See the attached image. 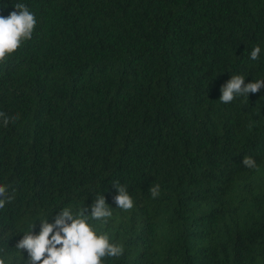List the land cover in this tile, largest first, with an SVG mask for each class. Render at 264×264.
I'll use <instances>...</instances> for the list:
<instances>
[{
  "label": "trees",
  "instance_id": "trees-1",
  "mask_svg": "<svg viewBox=\"0 0 264 264\" xmlns=\"http://www.w3.org/2000/svg\"><path fill=\"white\" fill-rule=\"evenodd\" d=\"M17 2L37 24L0 62V112L18 117L0 120L5 264H25L35 222L91 215L96 194L113 215L90 224L123 249L103 264H264V87L219 101L232 75L264 80V0H0V15Z\"/></svg>",
  "mask_w": 264,
  "mask_h": 264
},
{
  "label": "clouds",
  "instance_id": "clouds-1",
  "mask_svg": "<svg viewBox=\"0 0 264 264\" xmlns=\"http://www.w3.org/2000/svg\"><path fill=\"white\" fill-rule=\"evenodd\" d=\"M15 11L5 18L0 15V62L7 56L14 53L21 45L22 41L32 38L33 31L37 24L36 15L31 12L23 3L15 4ZM261 49L255 47L250 58H259ZM264 87V80H254L245 84V77L232 75L231 79L221 87L222 103H230L236 96H249L255 94ZM18 117H9L4 112H0V120L5 126L10 121L14 122ZM247 168H256L253 158L245 157L242 161ZM118 195L114 197L117 208L129 210L133 207V199L127 188L114 182ZM153 198L159 196L160 186L157 184L150 188ZM6 196V188L0 186V209L5 207L6 201H10ZM113 215L102 194H96L91 205V215H85V209L74 213L70 208H62L55 215L54 223H49L48 217L39 219L40 231L34 234V225L31 230L24 233L15 248L23 253L27 251L28 259L25 264H103L106 257H118L122 255V247L110 243L106 234H98L91 226L90 221L107 222ZM0 264H5V260L0 258Z\"/></svg>",
  "mask_w": 264,
  "mask_h": 264
}]
</instances>
